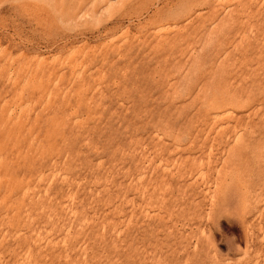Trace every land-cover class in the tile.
I'll return each mask as SVG.
<instances>
[{
  "label": "rangeland",
  "instance_id": "obj_1",
  "mask_svg": "<svg viewBox=\"0 0 264 264\" xmlns=\"http://www.w3.org/2000/svg\"><path fill=\"white\" fill-rule=\"evenodd\" d=\"M0 159V264H264V0H0Z\"/></svg>",
  "mask_w": 264,
  "mask_h": 264
},
{
  "label": "bare ground",
  "instance_id": "obj_2",
  "mask_svg": "<svg viewBox=\"0 0 264 264\" xmlns=\"http://www.w3.org/2000/svg\"><path fill=\"white\" fill-rule=\"evenodd\" d=\"M103 3V2H102ZM92 12V11H91ZM89 15V14H88ZM231 106H233V105H231ZM232 109V108H231ZM228 116V115H227ZM231 116V115H230ZM217 118H219L218 116H216ZM218 124V123H217ZM34 138V137H33ZM35 139H36V137H35ZM33 141H34V139H33ZM33 143V142H32ZM32 146V145H31ZM39 146V145H38ZM44 150V149H43ZM42 152V151H41ZM4 156V155H3ZM6 157H7V155H6ZM0 160H2V159H0ZM43 162V161H42ZM54 162H56V161H54ZM52 165V164H51ZM56 165V164H55ZM55 169V168H54ZM52 171V170H51ZM50 171V172H51ZM63 172V171H62ZM53 173V172H52ZM51 173V174H52ZM55 173V172H54ZM45 174V173H44ZM3 176V175H2ZM43 176V175H42ZM53 176V175H52ZM60 176V175H59ZM142 176V175H141ZM1 177V176H0ZM40 177V176H39ZM44 178V177H43ZM41 180V179H40ZM43 180V179H42ZM37 182H39V180L37 181ZM37 186V185H36ZM33 188V187H32ZM33 189H35V188H33ZM37 189V188H36ZM7 190V189H6ZM29 190V189H28ZM38 190V189H37ZM49 190V189H48ZM27 191V190H26ZM27 193V192H26ZM21 194H23V193H21ZM25 195V194H24ZM23 195V196H24ZM44 195V194H43ZM47 195V194H46ZM2 197H3V195H2ZM30 201H32V200H30ZM27 205H29V204H27ZM45 207H46V205H45ZM255 207V206H254ZM29 208V207H28ZM44 208V207H43ZM41 210H42V205H41ZM44 210V209H43ZM31 212V211H30ZM50 214V213H49ZM49 216V215H48ZM6 217V216H5ZM29 217V216H28ZM51 217H52V215H51ZM7 218V217H6ZM4 220V219H3ZM52 225V224H51ZM30 246V245H29ZM41 247V246H40ZM33 250V249H32ZM34 251V250H33ZM1 257V256H0ZM26 263V262H25Z\"/></svg>",
  "mask_w": 264,
  "mask_h": 264
}]
</instances>
